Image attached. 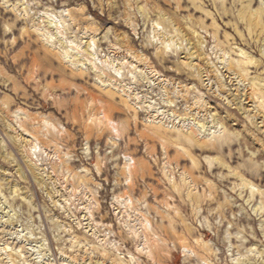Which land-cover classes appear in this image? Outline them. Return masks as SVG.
<instances>
[{"label":"rangeland","instance_id":"obj_1","mask_svg":"<svg viewBox=\"0 0 264 264\" xmlns=\"http://www.w3.org/2000/svg\"><path fill=\"white\" fill-rule=\"evenodd\" d=\"M263 105L264 0H0V264H264Z\"/></svg>","mask_w":264,"mask_h":264},{"label":"bare ground","instance_id":"obj_2","mask_svg":"<svg viewBox=\"0 0 264 264\" xmlns=\"http://www.w3.org/2000/svg\"><path fill=\"white\" fill-rule=\"evenodd\" d=\"M251 13H252V12H251ZM254 13H255V12H254ZM254 13L252 14V16H253V17L255 16V18H256V20H257V18L259 17V14L257 13V14L254 15ZM252 24H253V23H252ZM241 66H242V65H241ZM236 69H237V68H236ZM253 81H254V80H253ZM255 88H256V87H255ZM255 90H256V89H255ZM253 91H254V90H253ZM254 92H255V91H254ZM256 93H257V92H256ZM256 93H255V94H256ZM255 94H254V95H255ZM263 106H264V105H263Z\"/></svg>","mask_w":264,"mask_h":264}]
</instances>
